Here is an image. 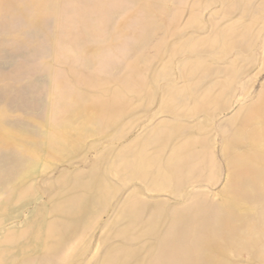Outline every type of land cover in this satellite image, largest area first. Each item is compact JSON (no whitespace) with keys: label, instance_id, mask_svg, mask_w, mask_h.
<instances>
[{"label":"rangeland","instance_id":"1","mask_svg":"<svg viewBox=\"0 0 264 264\" xmlns=\"http://www.w3.org/2000/svg\"><path fill=\"white\" fill-rule=\"evenodd\" d=\"M0 264H264V0H0Z\"/></svg>","mask_w":264,"mask_h":264}]
</instances>
